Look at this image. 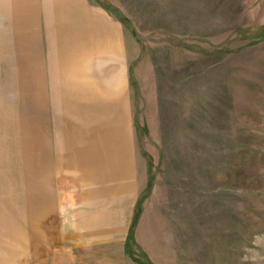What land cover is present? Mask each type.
<instances>
[{"label": "rangeland", "instance_id": "374dc122", "mask_svg": "<svg viewBox=\"0 0 264 264\" xmlns=\"http://www.w3.org/2000/svg\"><path fill=\"white\" fill-rule=\"evenodd\" d=\"M0 264H264V0H0Z\"/></svg>", "mask_w": 264, "mask_h": 264}, {"label": "crops", "instance_id": "0c3cea01", "mask_svg": "<svg viewBox=\"0 0 264 264\" xmlns=\"http://www.w3.org/2000/svg\"><path fill=\"white\" fill-rule=\"evenodd\" d=\"M99 131L101 132V130H97L96 131L97 134L99 133ZM108 146H109L108 147V150L106 149V151H109L108 153H106L108 155H106V154L103 155V157H105V159H104L105 161L100 164V166L102 165L104 167V170L103 171L101 170V172H98V170H97V174H96L97 175V178L98 177L100 178L102 175H103V177L108 178L109 176H111L114 173H116V172L119 171L118 170L119 168H117V164H118V161L121 160V159H120V156H119L120 154H118V152L116 151V150H118V146L117 145H114L113 147H111V144L108 145ZM79 149H80V147H79ZM81 150L84 151V153L82 155V158L78 162H76L75 164H73V165L69 163V155H68V157H67L68 158V161L66 160L67 161L66 167H70L71 169H73L75 171L78 170L77 172H83V174H81L80 177L82 178V180H86V177H88V175H87V172L85 173V171L87 169H90V168H88L89 165H88V162H87V155L88 154H86L85 147H83ZM113 152L116 153L115 156H114L115 153H113ZM106 156H108V158H106ZM115 159H116V162H114ZM99 160H100V155L97 154V156L94 157V162L95 163H97V162L99 163ZM59 162L62 164L65 161H62L61 160ZM84 173H85L86 176H84ZM106 178H103V180L106 179ZM100 180H102V179H100Z\"/></svg>", "mask_w": 264, "mask_h": 264}, {"label": "bare ground", "instance_id": "6f19581e", "mask_svg": "<svg viewBox=\"0 0 264 264\" xmlns=\"http://www.w3.org/2000/svg\"><path fill=\"white\" fill-rule=\"evenodd\" d=\"M22 174V173H21Z\"/></svg>", "mask_w": 264, "mask_h": 264}]
</instances>
